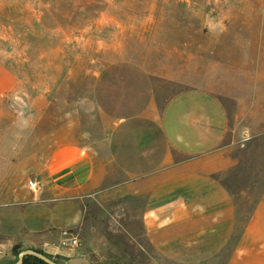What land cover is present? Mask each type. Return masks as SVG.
Masks as SVG:
<instances>
[{
  "label": "crops",
  "instance_id": "crops-1",
  "mask_svg": "<svg viewBox=\"0 0 264 264\" xmlns=\"http://www.w3.org/2000/svg\"><path fill=\"white\" fill-rule=\"evenodd\" d=\"M155 79L121 61L96 74L94 98L109 124L102 134L110 173L84 134L59 128L32 180L37 190L28 180L17 199L0 204V264L11 261L15 246L59 264H125L113 253L90 255L89 244L60 246L62 231L82 233L89 202L118 195L137 201L129 247L144 256L170 264H264V181L260 192L256 184L259 164L264 167V115L257 110V83L250 84V102L236 98L231 111L194 91L169 97ZM233 180L246 193L254 189L242 228Z\"/></svg>",
  "mask_w": 264,
  "mask_h": 264
},
{
  "label": "rangeland",
  "instance_id": "rangeland-1",
  "mask_svg": "<svg viewBox=\"0 0 264 264\" xmlns=\"http://www.w3.org/2000/svg\"><path fill=\"white\" fill-rule=\"evenodd\" d=\"M120 61L142 67L169 97L194 91L231 111L236 98L250 102L255 82L264 115V0H0V204L17 199L34 179L61 127L84 134L110 173L102 134L109 124L93 82ZM229 186L242 228L254 189L246 193L234 180ZM137 224V201L111 196L89 202L76 234L90 255L170 264L129 247ZM16 259L12 252L8 264Z\"/></svg>",
  "mask_w": 264,
  "mask_h": 264
},
{
  "label": "built area",
  "instance_id": "built-area-1",
  "mask_svg": "<svg viewBox=\"0 0 264 264\" xmlns=\"http://www.w3.org/2000/svg\"><path fill=\"white\" fill-rule=\"evenodd\" d=\"M27 185L31 190H37L38 188L37 184L32 180L28 181ZM79 245L80 239L74 232L68 230H64L61 232L60 246L68 248H77L79 247Z\"/></svg>",
  "mask_w": 264,
  "mask_h": 264
},
{
  "label": "water",
  "instance_id": "water-1",
  "mask_svg": "<svg viewBox=\"0 0 264 264\" xmlns=\"http://www.w3.org/2000/svg\"><path fill=\"white\" fill-rule=\"evenodd\" d=\"M26 256H32L35 257L43 262H45L46 264H59L56 263L55 261H53L52 259L48 258L47 256H45L43 253L32 250V249H25L19 252V254L17 255V259L13 264H22L23 263V259Z\"/></svg>",
  "mask_w": 264,
  "mask_h": 264
},
{
  "label": "trees",
  "instance_id": "trees-1",
  "mask_svg": "<svg viewBox=\"0 0 264 264\" xmlns=\"http://www.w3.org/2000/svg\"><path fill=\"white\" fill-rule=\"evenodd\" d=\"M37 251V250H35ZM14 256H17L20 252V248L19 246H15L12 250ZM38 252H41V251H38ZM42 253V252H41ZM53 260V259H52ZM55 261L56 263H58L56 260H53ZM13 264V263H12ZM22 264H46L45 262L35 258V257H32V256H26L24 259H23V263Z\"/></svg>",
  "mask_w": 264,
  "mask_h": 264
}]
</instances>
